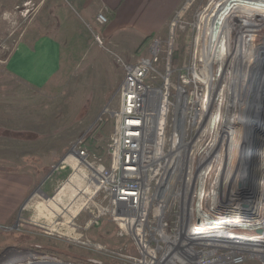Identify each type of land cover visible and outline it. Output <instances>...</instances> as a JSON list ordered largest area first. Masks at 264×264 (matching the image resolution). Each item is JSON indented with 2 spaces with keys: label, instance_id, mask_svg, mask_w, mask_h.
I'll use <instances>...</instances> for the list:
<instances>
[{
  "label": "built area",
  "instance_id": "1",
  "mask_svg": "<svg viewBox=\"0 0 264 264\" xmlns=\"http://www.w3.org/2000/svg\"><path fill=\"white\" fill-rule=\"evenodd\" d=\"M231 4L210 0L197 13L193 55L176 84L171 51L161 83L152 77L157 40L151 57L126 67L108 164L90 159L81 144L72 149L87 170L79 174L91 199L101 197L88 211L86 229L109 214L133 252L83 235H69L71 244L122 264H264V141L248 173L242 154L247 126L233 121L232 140L220 126L222 108L238 117L245 108L240 87L264 46V15L251 12H262L264 0ZM97 21L108 23L103 10ZM253 59L245 77L241 68ZM26 254L25 264L44 259Z\"/></svg>",
  "mask_w": 264,
  "mask_h": 264
},
{
  "label": "rangeland",
  "instance_id": "2",
  "mask_svg": "<svg viewBox=\"0 0 264 264\" xmlns=\"http://www.w3.org/2000/svg\"><path fill=\"white\" fill-rule=\"evenodd\" d=\"M209 2L185 0L154 37L121 33L107 39L102 32L108 23L97 21L101 10L95 5L85 8L76 0H0V171L32 181L18 212L0 226V264H25L31 259L28 250L66 264H122L71 244L69 235L133 252L130 239L120 236L109 214L86 229L88 211L101 197L91 199L85 179L78 174L87 170L72 149L81 144L90 159L109 163L126 67L151 57L157 40L161 51L152 77L161 83L171 51L169 61L176 69L172 83L176 84L193 55L196 15ZM24 32H50L62 46L60 71L43 87L31 86L6 70V61ZM260 118L263 123L264 110ZM39 187L48 199L36 194L22 209ZM102 203L107 207V202ZM15 251L21 252L12 256Z\"/></svg>",
  "mask_w": 264,
  "mask_h": 264
},
{
  "label": "crops",
  "instance_id": "3",
  "mask_svg": "<svg viewBox=\"0 0 264 264\" xmlns=\"http://www.w3.org/2000/svg\"><path fill=\"white\" fill-rule=\"evenodd\" d=\"M76 1L85 8L95 5L99 11H105L109 22L102 34L107 39H114L121 33L145 38L162 33L185 0ZM62 53V46L52 33L24 32L6 61V70L31 86L43 87L60 71ZM31 189L32 181L28 178H14L0 171V226L13 218Z\"/></svg>",
  "mask_w": 264,
  "mask_h": 264
},
{
  "label": "bare ground",
  "instance_id": "4",
  "mask_svg": "<svg viewBox=\"0 0 264 264\" xmlns=\"http://www.w3.org/2000/svg\"><path fill=\"white\" fill-rule=\"evenodd\" d=\"M228 1H230V3H232L230 5V6H232L233 4L238 3L239 0H227V2ZM261 7L263 9L262 12H251V14H253L254 16H256V15H264V5L261 6ZM263 41H264V37L261 38L260 42H263ZM260 42L258 44V47L260 45ZM263 49H264V46H262L261 50H259V53L257 55L258 58L260 57V63L258 62L254 66L252 74H251L250 78H248L249 81H247V84H245L244 86L240 87V89L243 91V101H244V104H245V108L243 109V107H242V109L240 110V115H241L240 117L241 118L238 117V116H235L232 113V111H230L228 108H222V110L220 112V126H221L222 129L227 130V131L230 132L231 140L233 139L234 135L236 134V132L231 130V127L233 129H236L237 126H235V124L239 120H240L239 122H242V124L244 126H247L245 134H246L247 131H250L253 128V124H252L253 122L251 121V119H252L251 118V111H252L251 108H252V106L254 104V101L256 99V96H257L256 95V91H255L254 79H255V76H257L259 70L262 67V65H261L262 63L261 62L264 63V50ZM253 63H254V59L253 60H247V62L241 68V72L243 74H245V77H246L247 70L251 68ZM245 82H246V80H245ZM253 86H254V88H253ZM181 108H182V102H180V104L178 105V111H180ZM233 121H235L236 123H233ZM245 123H246V125H245ZM71 157H73V156L72 155L69 156L68 159L71 158ZM38 258H39V260L36 262V264H66V263H64V261H61V260H59L57 258H53V257L43 256L44 259H42L41 257H38ZM45 258H49V259L45 260Z\"/></svg>",
  "mask_w": 264,
  "mask_h": 264
},
{
  "label": "water",
  "instance_id": "5",
  "mask_svg": "<svg viewBox=\"0 0 264 264\" xmlns=\"http://www.w3.org/2000/svg\"><path fill=\"white\" fill-rule=\"evenodd\" d=\"M262 58V57H261ZM262 61V60H261ZM258 62L260 63V57L258 59ZM262 67L259 70L257 76H255L254 84H255V91H256V99L254 101V104L251 108V119L253 128L250 131H247L244 138V161H245V171L248 173H251L252 171H255L256 169V154L259 152V150L263 146L264 141V122L262 123V118H260V115L262 111L264 110V63L261 62ZM254 88V86H253ZM258 111V112H257ZM257 112V113H256ZM260 113V114H259ZM256 118V122L254 125V120ZM248 130V129H247ZM64 162L61 161L59 165ZM57 165L55 169L59 166ZM50 176V174H49ZM48 176V177H49ZM40 194L45 199H48V197L44 196L42 192L40 191V187L37 188L31 196L27 199L25 204L23 205L22 209L28 204V202L36 195ZM21 209V210H22Z\"/></svg>",
  "mask_w": 264,
  "mask_h": 264
}]
</instances>
